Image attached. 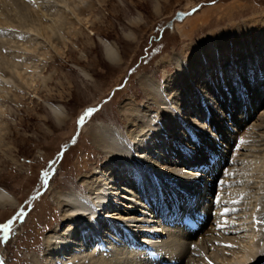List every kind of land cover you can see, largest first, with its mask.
<instances>
[{
  "label": "rangeland",
  "instance_id": "374dc122",
  "mask_svg": "<svg viewBox=\"0 0 264 264\" xmlns=\"http://www.w3.org/2000/svg\"><path fill=\"white\" fill-rule=\"evenodd\" d=\"M86 1L94 4L93 10H88L84 15L89 20V27L82 24L65 4L59 1L57 4V0H50L51 8L47 12H55V15L63 17L67 15V20L72 22V29L82 31L77 33L81 36L80 40L65 30L60 31L62 36L59 35V39L64 40L67 46L58 44L57 47L65 49L64 55L57 53L58 51L50 46L44 37L39 34L35 36L33 30L16 27L14 31V27L11 26V31L4 25L0 27L1 38L5 40L12 37L11 39L15 40L9 42V50L15 51L16 54L20 53L21 60L36 62L39 67L46 64L43 73L53 75L46 80V85L38 82L36 91L20 89L16 86V82L10 79L11 77L2 78L3 80L0 78V82L2 81L0 126L7 127L0 140V187L8 191L14 202L10 207L0 206V225L13 220L9 240L0 243V264H47L45 254L48 252L45 239L51 232L61 233L68 226L61 219V208L53 201L56 193L74 189L84 195L87 194L88 189L80 185V179L93 172L95 167L103 168L108 153L102 152L93 145L90 132L96 126L103 123L114 126L123 135L125 146H132L130 137L124 132L127 121L121 106L130 98H133L138 106L146 101V95L143 94L140 85L142 76H151L157 85H160L159 95H163L165 91L161 93V88L165 75L176 74L173 54L190 56L191 45H204L203 37L208 34L213 33L211 38L219 42L220 31L231 32L233 24H244L246 20H251L257 21V26L261 28L263 26L260 20H264V0H104L103 5L99 0ZM27 2L32 4L31 9L37 10L48 4L45 0ZM20 10L19 8L15 12H20L21 22L28 23L31 14L29 9H22V12ZM9 12L14 13L13 7ZM179 13L182 16L176 17ZM47 17L45 15L43 18L48 19ZM90 29L93 30V34L89 33ZM249 29L245 31L246 37L240 38V40L244 39V44L248 46L232 49L229 47L221 58L223 61L221 64L227 62L231 64L230 76L224 79L225 76H222L223 71L220 69L218 76L213 75L212 78L209 77L201 82H207L211 93H206L204 96L203 92L207 88L195 89L197 106L192 105L188 109H191L189 113L193 114H191V125H196L197 121L200 125L192 127L184 123L182 128L184 132L177 137L180 141L172 140L175 152L180 151L188 156L200 155L197 151L200 150L201 145L207 148L210 158L205 157V161L200 166H197L199 165L197 160L191 161L190 168L193 169L188 168L180 172L198 171L196 174L199 178L207 180L200 192H204L205 187L209 188V192L205 191V194L201 193L200 196L195 195L197 198L200 197L201 202L207 199L206 204L211 202L214 205L222 191L234 188L235 194L232 197L235 199L225 204L224 202L218 204V207L225 206L227 211L219 222L220 230L223 231L224 236L233 238L235 243L217 246L220 254L218 253V259L216 258L213 264L226 262L230 264L236 260L233 256L234 250H237L234 253H241L245 249L250 251L247 248L250 249L257 242H261L260 251L264 252V204H261L264 202V197L257 198L261 190L255 188L264 182V47H261L258 40L250 41L252 31H248ZM129 31L133 32L134 39L124 36V33ZM97 36L116 43L120 55L119 64L111 63L104 57ZM239 37L238 35V39ZM33 42L41 53L47 52L52 58L35 56L29 60L28 54L31 50L25 49L24 46ZM211 48L215 50V47L211 46ZM2 50L6 51L4 48ZM256 53L260 55L258 58ZM167 54L173 59L169 63L162 60ZM203 61L206 62L204 59ZM79 67L87 73L83 74ZM229 78L233 79L231 83L228 82ZM218 81L221 84L216 87ZM10 86L13 90L9 89ZM3 88L7 90L3 91ZM47 88L51 93L48 94ZM216 88H222V94ZM192 90L190 89V92ZM172 96V92L166 91L165 100L168 99L169 102ZM241 97L242 101H240ZM47 102L63 105L66 117L62 121H56L47 109ZM145 106L150 108L154 115L158 111L151 101ZM247 112L248 118H245V121L242 118ZM238 119L245 121L243 123L245 128L237 125ZM216 120L221 123L223 132L234 128L233 133H236V138L228 149L225 148L226 145H221V142L224 144L226 141L218 130ZM154 121L155 119L151 120L152 123ZM198 129L205 130L206 136H201ZM245 131L252 136L245 146L238 148L240 143L238 136L241 137ZM186 136H191L193 140H186ZM202 137L205 138V143L209 144L202 143ZM211 144L220 147L222 153L211 149ZM223 154L226 156L223 157ZM184 155L181 157H185ZM179 156L177 152L170 154V158L174 160ZM201 166L200 171L196 170ZM233 167H237L236 172L227 177L226 173L228 174ZM168 182L175 188L174 195L184 192L181 189L194 195L197 191H193L191 186L193 182L199 181L192 179L188 185L182 179L170 178ZM152 192L156 194L157 187H153ZM262 194L264 191L260 196ZM190 195L188 199L191 198ZM125 199H123L125 202L121 201L122 205L119 204V209L128 208L123 206L128 201L127 198ZM151 201H149L150 205ZM142 202L144 206L147 205L145 199H142ZM138 206L143 211H138L137 214L149 216L144 206L135 204L136 211L140 209ZM160 209L162 208L159 207L158 211ZM2 237L3 231L0 230V239ZM129 239H133L131 233ZM129 239L128 243L131 245L132 240ZM88 242L90 246H87V249L83 247L84 250L92 251L94 248L96 253L98 245L91 243L92 238ZM74 247L72 245V249L70 248L60 257L57 256L55 264H70L68 255L79 252L78 248ZM211 251L212 249L209 251L210 256H212ZM104 252L99 250L96 255L107 257V253ZM197 253H194L196 260L192 264L214 262L212 259L197 261L202 258ZM81 255L83 254L73 259L74 264H101L89 258V255ZM136 260L131 263L124 261L122 264L144 263L142 256L137 257Z\"/></svg>",
  "mask_w": 264,
  "mask_h": 264
},
{
  "label": "bare ground",
  "instance_id": "6f19581e",
  "mask_svg": "<svg viewBox=\"0 0 264 264\" xmlns=\"http://www.w3.org/2000/svg\"><path fill=\"white\" fill-rule=\"evenodd\" d=\"M27 1L28 0H0V14L2 15H0V27L4 25L7 27V30L11 29V31V26L14 27V31L16 27L33 30V33L35 31V36L39 34L44 37L45 41L58 51L57 53L63 55L65 49L58 48L57 46L58 44L67 46V44L64 40H60L61 38L59 39V35L62 36L60 31L65 30L72 36L75 35L79 40L81 39V36L77 35V33H82V31L72 29V22L67 20V15L63 17L62 15H55V12H47L48 9L51 8L50 0H45L48 4L43 3L44 5L40 10L35 8L31 9L30 5L32 4H29ZM58 1L70 8L82 24L88 25L89 20L87 16L84 17V15L88 10H93V3H88L86 0H57V4L59 3ZM99 2L103 5L105 1L99 0ZM12 7L14 13H11L13 14L9 12ZM19 8L21 10L29 9V13L31 14L30 20H28L29 18L27 19L28 23L21 22V18H19L21 17L19 15L20 12H15V10ZM44 14L48 16V19L43 18L45 17ZM16 16L18 18H16ZM260 22H262L263 26L261 28L257 26V21L253 22L251 20H246L244 24H233L231 32L229 30L220 31L218 39L222 42L213 40L211 38L213 33L208 34L203 37L204 45H191V50L189 52L190 56L173 54L175 55L173 58L176 64V74L174 76L165 75V80L161 88V93L165 91L163 95H159L160 85H157L156 81L153 80L151 76H142V84L140 85L142 86L143 94L146 95V101L138 106L133 98H130L124 101L121 106V111L125 113L124 115H126L127 121L124 132L132 141V146H128L129 148L125 146L126 141H124L123 135L112 125L103 123L102 125L96 126L94 130L90 132L94 147L100 149L102 152L108 153V157L104 160L103 168L95 167L93 172L88 175L86 174L80 179V185L88 189L87 194L84 195L74 189L70 191H58L56 193L53 201L56 203L55 205L61 208V219L65 224H68V226L67 229L61 233H59V231L51 232L45 239L48 252L45 254V262L47 264H55V258L66 253L72 245L77 247L79 252H77L78 254L74 252L70 255L67 254L68 261H71L70 264H74L73 259L79 257L80 254H83L81 256L89 255V258L97 262L99 261L101 264H122L124 261H129L131 263L133 260L136 262L138 260H136V258H141V256L144 258L143 264H192L196 260L194 257V253L196 252L202 256V258L197 259V261L212 259L214 262L211 264H213L220 254L217 246L231 244L235 241L233 238L224 236L222 233L223 231L220 230L219 222H221L222 215L227 211L225 210V206L218 207V204L223 202L225 204L228 203L229 200L235 199L232 197L235 194L234 188L233 190L227 188L222 191V194L218 195L219 198L214 205L211 202L206 204L205 201H207V199L201 202L200 197L197 198L195 195L200 196L201 193L202 195L205 194V191L209 192L208 187H205L204 192H200L201 187L207 180H201L196 174L198 171H187L186 173L184 171L180 173L192 166L191 161L197 160L199 164L197 166H200L205 161V157L210 158L207 153V148L199 145L200 150L197 152L200 153V155L194 154L188 156L180 151H176L180 156L175 160L170 158V154L171 152L176 153L172 143L173 141H180L177 140V137H179L181 132H184V129H182L184 123L191 125V116L193 114L192 112L189 113L191 109L188 108L192 105L195 107L197 106L195 89L204 90L207 88L203 92L205 96L206 93L211 92L207 82L201 83L202 81L209 77L212 78L213 75L218 76L220 69L223 71L222 76H225L224 79L226 76H230L229 71L231 64L227 61V63L221 64L223 62L221 58L226 54V50L229 49V47H231V49L238 46L247 47L248 45L246 43L244 44L245 40H240V38L246 37L245 31L251 26V29L248 30L252 31V38L250 41L258 40L261 43V47H264V20H260ZM10 33L9 36L11 37ZM89 33L93 34L94 32L90 29ZM238 35L240 36L239 39ZM124 36L132 39L135 37L131 31L125 32ZM11 38L4 40V38L0 37V76H2L0 78L11 77L10 79L14 80L16 86L20 89H31L36 91L38 82L46 85V80L52 78L53 75L52 73H43V67H46V64L39 67L36 62L28 61L27 59L21 60L22 58H19L20 53L16 54L15 51L9 50V42L15 41ZM97 39L102 47L104 57L111 63L119 64L120 55H118L116 43L100 36H97ZM239 43L241 45H238ZM34 44L35 42L24 46L25 49L31 50L29 51L30 54H28L29 60L35 56L38 58H52L51 54L49 56L47 55V52L41 53L39 47ZM211 46L215 47V50L212 49ZM2 48L6 49V51L3 52ZM40 54L41 57H39ZM255 55L256 58L260 56L257 53ZM203 59L206 60V62H204ZM162 60L163 62L169 63L170 60L173 59L167 54ZM220 65L221 67L218 68L217 66ZM79 69L83 74L87 73L81 67H79ZM229 79L228 82L231 83L233 79ZM8 82H10V80ZM0 83H2V81ZM220 84L221 83L218 81L216 87H219ZM9 89L13 90L12 86H10ZM190 89H193L192 92H190ZM216 89L221 93L222 88ZM5 90L7 89L3 88V91ZM46 90H48V94L51 93L48 88ZM166 91L167 93H173L169 101L171 104L167 102V98V100H165ZM1 95L4 96L3 93H1ZM148 101H151L157 107L158 111L155 115L151 112L150 108L145 106ZM240 101H242V97ZM47 107L56 121H62L66 117L65 111H63V105L47 102ZM184 109L187 110L184 112ZM246 114H248V112L244 114L245 117L242 115L244 117L242 118L243 120L248 118ZM232 117H235V115H232ZM153 119H155V121L152 123L151 120ZM242 119L236 120L239 127L245 126L243 123L246 120L243 121ZM217 121L218 120L215 122L220 128H218V130L222 133L223 138H225L224 140L227 142L224 144L221 142V145H226L225 148L228 149L233 145L236 133H233L234 128L223 132V128L220 126L221 123ZM198 125L200 124L197 121L196 125L193 124L191 126L196 127ZM6 128L7 127H3L2 125L0 126V140L3 138ZM198 130L201 136H206L205 130ZM192 135L194 137V133ZM250 136H252V134H248L246 131L241 137L238 136L240 138L238 148L245 146ZM203 137L202 143H205L206 141ZM185 139L190 141L193 140L191 136H186ZM123 141L125 144H123ZM194 142L195 145H197L196 141ZM205 144L209 143L207 142ZM211 145L208 146L211 147ZM211 149L216 150L218 153L223 151L220 147L217 148L213 145ZM8 150H10V147H8ZM181 155L185 157H181ZM223 155V157L226 156V154ZM201 168L202 166L196 168V170L200 171ZM236 170L237 167L230 169V171H228L229 173H226V175H228L227 177H229L230 174H234ZM167 178L182 179V181H186L188 185H190L189 181L192 179L200 183H191V187L194 189L193 191H197L194 195H190L187 193V190L181 189V191L184 192H180L178 194L180 196H178L173 194L175 188L169 185L170 182H168ZM227 180L228 178L226 181ZM228 182H230V180ZM153 187H157V193H159V195L157 193L153 194ZM255 188H260L261 191H259V193H263L264 182L262 185L256 186ZM151 192L153 195H151ZM240 192L241 191H239V193ZM176 193H178V191ZM259 193L257 198L264 197V194L260 196ZM189 195L191 197L190 199H188ZM162 197H164V199H162ZM125 198H127L128 201H126L127 203H124L125 205L123 206H127L128 208L125 210L119 209V204L122 205L123 203H121V201L125 202L123 200ZM257 198L254 199L256 200ZM142 199L147 201V205L145 204L144 206ZM150 200H152L151 205L149 204ZM238 200L240 201V199ZM134 202L135 204L144 206L148 210L149 216L137 214L138 211L142 212L143 210L138 206L140 209L136 211L135 204H131ZM13 204L14 202L10 198L8 191L0 187V206L6 205L10 207V205ZM164 204L166 206H164ZM261 204H264V202ZM159 207L162 208L160 211H158ZM144 231L146 233H144ZM129 232L132 234L134 240L129 239ZM91 238V243L95 246L98 245L96 253H94V248H92V251L84 250V248L87 249V246H90L88 241H90ZM128 239L132 240L131 245L128 243ZM260 244L261 242L254 243L250 249L249 247L247 248L250 251L245 249L241 251V253H234L237 250L231 249L234 250L233 256L236 260L234 262L229 260L230 258L227 260L232 262L230 264H264V252L260 251ZM132 245H138L139 247L133 248L131 247ZM210 249H212V256H210L209 253ZM99 250L105 251L110 257L96 255ZM207 254L208 256L206 257Z\"/></svg>",
  "mask_w": 264,
  "mask_h": 264
},
{
  "label": "snow or ice",
  "instance_id": "6c2138e0",
  "mask_svg": "<svg viewBox=\"0 0 264 264\" xmlns=\"http://www.w3.org/2000/svg\"><path fill=\"white\" fill-rule=\"evenodd\" d=\"M34 2V0H33ZM13 220H9L7 223H4L2 225H0V230L3 231V237L2 239H0V243L2 242H7L9 240V234L11 231V226H12ZM209 264H211V262H209Z\"/></svg>",
  "mask_w": 264,
  "mask_h": 264
},
{
  "label": "water",
  "instance_id": "95a60500",
  "mask_svg": "<svg viewBox=\"0 0 264 264\" xmlns=\"http://www.w3.org/2000/svg\"><path fill=\"white\" fill-rule=\"evenodd\" d=\"M181 16H182V14H180V13L179 14H176V17H181Z\"/></svg>",
  "mask_w": 264,
  "mask_h": 264
}]
</instances>
